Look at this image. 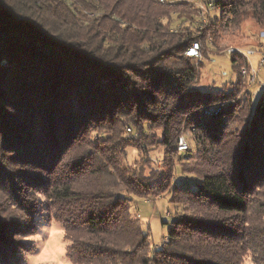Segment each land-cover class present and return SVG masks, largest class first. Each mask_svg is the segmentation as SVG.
Instances as JSON below:
<instances>
[{"label": "trees", "instance_id": "1", "mask_svg": "<svg viewBox=\"0 0 264 264\" xmlns=\"http://www.w3.org/2000/svg\"><path fill=\"white\" fill-rule=\"evenodd\" d=\"M185 3L0 0V264L25 263L45 217L74 264H264V89L254 105L242 93L236 54L233 88L198 86L220 31L264 27V0L209 1V45L192 21L174 27L195 14ZM195 41L200 59L184 54ZM191 129L201 149L175 176ZM163 195L179 209L153 245L132 197Z\"/></svg>", "mask_w": 264, "mask_h": 264}, {"label": "rangeland", "instance_id": "2", "mask_svg": "<svg viewBox=\"0 0 264 264\" xmlns=\"http://www.w3.org/2000/svg\"><path fill=\"white\" fill-rule=\"evenodd\" d=\"M181 1L186 2L185 7L194 10L195 14L192 19L184 23L176 22L174 27L189 26L190 21H192L190 29L195 33L200 32L205 37L208 45L212 43V35L207 31V28L212 25V20L219 21V10L206 7V4L212 0ZM262 29L264 27L256 25L250 17L245 16L229 29L220 31L218 33L219 37L212 43L214 47L212 46L211 50H206L208 57L202 58L198 86L211 91L233 88L239 76L237 70L233 69L231 54L226 49L230 46H238L243 51L255 49L256 52L248 56L250 66L257 72L255 81L253 83H243L239 79L241 86H243L241 87L242 93L245 96L249 94L248 96L251 97L254 105L264 89V65L259 66L260 55L263 51L262 48H259L263 46L261 41L263 39L259 38V31ZM235 125H238V121L234 122L232 126ZM191 132L192 129L183 131L179 135L186 140L188 149L185 152L177 149L180 156L175 161V176H190V174L183 173L180 168L182 165L191 166L201 149L202 145L193 140ZM163 152L164 150L161 146H156L150 152V156L157 160L156 166L158 167L160 166ZM139 158V152L132 148L127 149L126 162L128 164L139 163ZM177 209L179 207L171 204L167 195L158 197L155 200L132 197L131 212L139 216L144 229H149L150 241L153 245H159L163 241L167 225L175 219V214L178 212ZM24 240L30 244V251L25 255L24 264H74L66 256L67 241L64 239L61 223L55 218L45 217L36 226L35 232L24 237ZM245 264L256 263L247 256Z\"/></svg>", "mask_w": 264, "mask_h": 264}, {"label": "built area", "instance_id": "3", "mask_svg": "<svg viewBox=\"0 0 264 264\" xmlns=\"http://www.w3.org/2000/svg\"><path fill=\"white\" fill-rule=\"evenodd\" d=\"M160 2L168 1V0H159ZM259 37L263 39V46L259 47L262 48L263 51L260 55L259 59V66L264 65V30L259 32ZM229 54H236L243 56L246 60L248 65L240 67V75L243 79H247L249 83H253L256 79L257 72L250 66L248 62V56L254 54L256 52L255 49H247L245 51L241 50L238 46H230L226 49ZM185 56L191 57L194 59H200L201 57V46L200 43L195 41L189 46L185 52ZM207 114H210L212 111H205ZM177 149L178 151H185L187 149V143L183 136H180L177 140Z\"/></svg>", "mask_w": 264, "mask_h": 264}]
</instances>
